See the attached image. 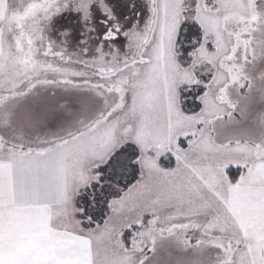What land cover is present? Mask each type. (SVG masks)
<instances>
[{
	"label": "rangeland",
	"instance_id": "1",
	"mask_svg": "<svg viewBox=\"0 0 264 264\" xmlns=\"http://www.w3.org/2000/svg\"><path fill=\"white\" fill-rule=\"evenodd\" d=\"M50 1H10L0 54V98L8 94L6 101L10 102L5 104L8 110L0 112V129L5 128L3 123L18 118L31 136L27 140L32 149L62 140L74 142L64 150L62 169L51 186L21 191L15 174V201L49 204L52 225L64 229L60 231L63 247L72 245V235H93L97 226L94 229L81 224L77 195L96 180L93 164L98 162L83 158L85 144L81 142L98 147L94 153L99 155L101 150L134 140L139 145L140 173L143 169L168 179L178 166L177 155L181 172L169 180L166 206L159 211L155 225L157 229L173 227L175 234L165 231L163 236L158 235L155 252L131 253L129 264H140L145 255L147 264H231V254L239 259L240 253L230 249H240L242 242L236 244V239L224 237L229 223L225 222L218 191L222 183L230 184L223 175L225 168L250 162L221 160L213 153L220 155V148L231 138L250 139L255 150L264 152V47L260 48L264 30L254 29L257 24L264 28V0H258L261 7L254 9V15H222L220 24L214 22L217 29L209 30L197 20L196 0H60L68 5L55 8ZM212 15L215 17L216 12ZM207 16L199 13L201 21ZM182 21H196L203 31L202 45L189 55L188 68L180 66L175 48ZM114 22L124 23L126 32L111 45L102 41L101 33L105 23ZM254 41L258 46L253 47ZM243 72H248L246 78H240ZM196 82L200 90H205L203 111L187 116L183 124L176 123L179 115L174 106L179 108L180 88ZM215 103L222 106L214 108ZM50 105L60 106L63 114L46 112L45 106ZM67 117L72 120L71 128L61 125ZM52 125L59 132H49ZM40 132L44 133L43 140H36ZM178 138L184 141L183 152L177 146ZM189 140L194 142L191 151ZM200 153L206 154V161ZM160 157L174 158L175 166L161 167ZM249 180L253 182L248 176L246 182ZM125 195L120 206H113L117 199L110 201L105 219L108 251L101 257L95 241L91 242L92 264L119 258L120 230L123 228L124 236H129L125 242L138 239L137 233L146 231L152 219L143 216L145 228L139 227L141 212L152 211L150 202L129 192ZM205 222L214 230L202 229ZM186 233L187 238H176ZM187 239L190 245H182L181 241ZM198 240L202 241L199 246ZM85 241L89 242L87 238ZM260 256L256 251L251 259Z\"/></svg>",
	"mask_w": 264,
	"mask_h": 264
},
{
	"label": "crops",
	"instance_id": "2",
	"mask_svg": "<svg viewBox=\"0 0 264 264\" xmlns=\"http://www.w3.org/2000/svg\"><path fill=\"white\" fill-rule=\"evenodd\" d=\"M10 1L14 2V0H0V54L3 46L2 26L4 25L6 15L9 10ZM163 1L168 2L170 0H162V3ZM211 1L212 3H210ZM57 2H59L61 5L59 3L57 4ZM57 2L56 0H51L49 2L50 6L54 4L53 7L51 6V8L68 5V2L66 1L63 2V4L60 2V0ZM196 3L197 4L195 5L194 13L198 14L196 15L197 20L204 25L205 29L208 30L217 29L218 26L215 28L216 23L214 24V22L217 21L220 24L222 15L232 14V12H240L243 13L244 16L250 17L252 14L254 15V13H256V11H254L255 8L261 7L258 0H206L205 2L204 0H196ZM215 12L216 16L214 17L212 14H215ZM199 13L208 14L206 21H201L199 19ZM209 17H211V19ZM254 29L264 30L263 24L262 27L261 24H257ZM254 43L255 44L253 47L258 46L256 41H254ZM262 45L263 46H260V48L264 47L263 42ZM260 51L262 50L260 49ZM262 58H264V56H262ZM34 62H37V60H34L33 64ZM247 73L248 72H243L240 78H246ZM255 84L259 85L260 83ZM204 93L205 90L199 97L201 105L204 103L203 99H201L205 96ZM7 96L8 94L0 98V112L8 110V108H5V104L9 105L8 102H10L6 101ZM221 106L222 105L220 104H213L214 108H219ZM174 109H178L177 115H179L177 116L179 118L176 120V123H182L183 119H185L188 115H185L181 112L180 106L179 108H175L174 106ZM44 110L46 112H51L52 116L63 114L62 108L58 105L45 106ZM12 111L13 109L10 110V112ZM201 111H203V107L201 108L200 112ZM16 119L17 120H14L13 122L11 120L9 124L3 123L5 128L0 129V175H2L5 180V190L2 194H0V237H2L3 240L2 247H0V259H3L5 264H29V262L33 264L37 261H56L57 264H81V262L92 264V244L85 241L87 238L86 236L78 237V235H72V245L69 247L62 246L60 231L63 228L52 225V207H50L49 204L44 202L26 204L17 203L15 201L14 175L17 174V170L11 162V156L14 149H17L19 145H24L25 148H29V142L27 138H31L28 130L23 126L22 122H20L18 118ZM36 121L39 122V120ZM71 123V118L67 117V119L61 123V125L66 124L69 126V128H71ZM49 132H59V128L54 125L49 126ZM42 134L44 135V133H41V135H39L36 140H43ZM69 141H72V139ZM249 141L251 140L247 138L239 140L237 138H231L227 145H224L223 148H220L222 150L220 155L217 153V151L214 152L213 155L219 156V159L221 160H227L230 158V160L232 159L238 162L243 160L250 162L247 168L243 166L236 167L240 168L241 173L235 183L230 181L228 174L225 175L224 170L223 175L228 177L227 182H230V184L227 186V184H225L226 182L222 183L218 194L222 195V201L220 203L224 209L225 215L227 216L225 222L227 221V223H229L227 228L228 234L224 232L227 235L224 237H226L227 240L240 239L242 241H252L258 254H261L259 252V248L264 246V152L259 153L258 150H255L252 147L254 144ZM130 142L136 144V146L139 147L136 141L133 140ZM100 143H103L102 139H100ZM208 143H210V141H208ZM81 144H85L83 146L85 152L83 158L86 161H91L93 159H96L98 163L99 161H102L99 164H93L95 167H97V165H103L106 163L112 151L119 147H113L112 150H101V153L97 155L98 153L96 154L94 152L98 147L89 145L88 142H81ZM200 148H203V143L201 144ZM201 153L200 158L203 157L202 161H206V154ZM231 168L233 167L227 168V170ZM243 175L245 176L244 180L241 179V176ZM248 176L249 179H253V182L250 180L248 183L246 182V179L248 180ZM139 182L140 178L127 191H125V194ZM125 194L116 201L112 202L114 207L120 206L119 201L121 204L124 202L121 200L126 198ZM73 197H75V195H72V198ZM78 213L79 211L77 214ZM145 221L147 220L145 219ZM135 226H137V224L133 225V227ZM207 227L210 229V232L211 229L214 230L213 228L207 226L205 222L202 225V229H206ZM138 229L139 227L136 228V230ZM187 237L188 234L186 233L184 235L180 234V236L176 238L178 240L179 238L183 240ZM127 238L129 239V236H127ZM181 244L186 246L184 241H181ZM148 247H150V245H148ZM244 249L245 244L242 242V246L240 247L241 251L239 252L240 258H233V254H231L232 260H247L248 257L251 259V256H244ZM143 251V253H149V248L144 247ZM142 252L134 253L137 254ZM229 261L231 262V260Z\"/></svg>",
	"mask_w": 264,
	"mask_h": 264
},
{
	"label": "snow or ice",
	"instance_id": "3",
	"mask_svg": "<svg viewBox=\"0 0 264 264\" xmlns=\"http://www.w3.org/2000/svg\"><path fill=\"white\" fill-rule=\"evenodd\" d=\"M104 39H115V36H109L105 33ZM231 108L235 109L236 105H230ZM231 116V113H229ZM222 118V117H219ZM83 138V137H81ZM187 139V137H185ZM71 142H74L71 141ZM183 140L177 139V146L180 148V151L183 152L184 149L181 147L183 145ZM130 141L125 142V144L121 145L119 148H116L112 151L111 155L108 157L107 162L104 165H97L93 172L97 173L96 180L90 182L86 187H95L96 184L102 182L105 179V172L101 171L102 168H106L107 178L111 179L112 176L117 175L124 171L126 166L130 165L133 169H137L140 167V162L130 161L129 156H137L139 155L138 151L129 154L126 151L128 144ZM189 148L188 151L194 147V142L192 140L188 141ZM70 141L62 140L59 143H52L44 147H39L36 149L25 148L24 145H19L17 149H14L11 162L16 167L17 176H16V185L17 188L21 191L27 190H41L46 186H51L58 179L59 173L62 169L64 159L63 152L65 149L69 147ZM163 159V157H160ZM178 166L173 171L172 176L168 179L164 177H158L154 175L151 171H144L141 169L140 173V182L133 186L132 189L129 190V195L135 194L137 198H143L145 203L150 202V208L152 211L149 212H141V218L139 219L138 226L141 228H145L143 223V216L148 215L151 216L152 219L149 220V224L146 227V231L140 232L139 239H132L128 242L124 241V229L122 228L119 233V240L117 241L118 248L120 250L119 258L106 260L101 259L98 264H129V260L131 259L130 254L134 252H142L144 244H149V251L155 252V245L157 236H163L165 231L169 235H174V228L168 227L157 229L155 225L159 222V211L166 206V198L169 195V180L172 179L173 176L179 175L181 172L180 167V156L177 155ZM248 165H243V167H247ZM228 167H233V165H229ZM225 175H227V168H225ZM230 179V178H229ZM243 180V177H241ZM175 181L173 180V183ZM101 188L103 185L101 184ZM5 190V180L2 175H0V194H2ZM92 200H95V197H92ZM111 206V205H110ZM86 210L81 208L79 209V215H83ZM89 223L92 221V216L88 217ZM81 223H83L81 221ZM128 229L132 228V224H127ZM187 227V225L183 226ZM109 231L108 222H105V225L101 227L97 225L96 231L93 235L87 237L89 243L95 241L97 247V253L101 257L108 251L109 240L107 239L106 233ZM147 237V240H145ZM243 242L245 244V249L243 250L244 256L255 257L256 256V247L253 245L252 241L240 239H236L235 243L239 244ZM184 243L186 245H190V242L185 240ZM197 246H199L202 241H197ZM231 244V241H229ZM3 240L0 237V247H2ZM115 247V246H113ZM230 251L239 254L240 249L231 248ZM259 252L261 256L259 259H247V260H239L232 261L231 264H264V246L259 248ZM148 257L145 255L141 258L140 264H147ZM0 264H5L3 259H0ZM31 264V262H29ZM35 264H57L56 261H47V262H35ZM81 264H86V262H81Z\"/></svg>",
	"mask_w": 264,
	"mask_h": 264
},
{
	"label": "trees",
	"instance_id": "4",
	"mask_svg": "<svg viewBox=\"0 0 264 264\" xmlns=\"http://www.w3.org/2000/svg\"><path fill=\"white\" fill-rule=\"evenodd\" d=\"M202 42L203 31L196 21H182L180 23L175 38V48L180 66L184 68L190 67L189 63L191 62V58H189V55L196 52L202 45ZM203 75L206 76V73ZM199 88L202 87L197 82L189 86H181L179 106L183 114L192 116L200 112L202 105L199 97L203 94L204 89L200 90ZM126 151L129 154L137 151L139 153V149L134 143H129ZM138 158L139 155L134 157L129 156L130 161H136ZM158 164L163 168L171 169L175 166V159L172 157L169 159H160ZM101 171L105 172V179L96 184L94 188L90 186L84 187L77 195L78 207L86 210L83 215H79L78 213L79 219L83 222L81 224L86 226L90 225L94 229L97 225L101 226L105 222L110 201L119 199L140 178V167L133 169L130 165L126 166L123 172L112 176L111 179L107 178L108 170L106 168H102ZM240 173V168L227 170V174L232 183L237 181ZM95 174L97 175L96 172ZM101 184L103 188H101ZM93 196L95 197L94 201L92 200ZM89 215L92 216L91 223L88 220ZM125 238H127V235L126 237L124 236V241H127Z\"/></svg>",
	"mask_w": 264,
	"mask_h": 264
},
{
	"label": "flooded vegetation",
	"instance_id": "5",
	"mask_svg": "<svg viewBox=\"0 0 264 264\" xmlns=\"http://www.w3.org/2000/svg\"><path fill=\"white\" fill-rule=\"evenodd\" d=\"M105 30L101 33V37H104L105 33H107L109 36H115V39H102L103 42H107L108 44L112 45V42L114 40H118L120 38V34H123L125 31L124 23L121 22H114L113 24H104ZM50 46V45H49ZM47 46V57L50 58L51 55L49 54L50 47ZM113 47V46H112ZM38 60V59H36Z\"/></svg>",
	"mask_w": 264,
	"mask_h": 264
}]
</instances>
